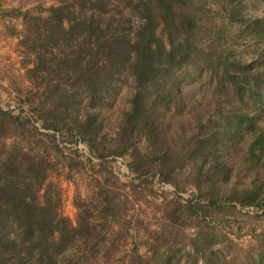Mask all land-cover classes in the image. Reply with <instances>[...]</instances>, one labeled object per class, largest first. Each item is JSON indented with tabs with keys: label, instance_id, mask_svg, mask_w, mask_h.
<instances>
[{
	"label": "trees",
	"instance_id": "obj_1",
	"mask_svg": "<svg viewBox=\"0 0 264 264\" xmlns=\"http://www.w3.org/2000/svg\"><path fill=\"white\" fill-rule=\"evenodd\" d=\"M191 2L59 0L46 16H35L41 30L27 28L21 44L33 57L27 78L37 92L42 89L38 119L54 142L61 135L81 143L88 163L128 156L133 180L180 191L179 172L189 165L184 177L197 188L195 202L188 201L192 212L201 201L261 206L253 171L264 167V14L252 15L243 0H201L240 29L226 46L214 39L200 47ZM251 37L252 50L236 46ZM187 67L198 79L214 78L220 101L215 118L195 120L197 129L179 150L166 139L161 116L165 109L183 113L190 85L181 72ZM125 85L129 106L106 142L102 108ZM223 103L230 105L226 114ZM19 119L0 109V264H94L100 253L110 256L119 247L108 226L118 219L115 193L101 182L95 193H77L73 224L61 211L58 192L46 186L51 161L6 145ZM232 175L236 180L228 186ZM219 183L227 191L220 192ZM78 252L90 258L79 261Z\"/></svg>",
	"mask_w": 264,
	"mask_h": 264
},
{
	"label": "rangeland",
	"instance_id": "obj_2",
	"mask_svg": "<svg viewBox=\"0 0 264 264\" xmlns=\"http://www.w3.org/2000/svg\"><path fill=\"white\" fill-rule=\"evenodd\" d=\"M58 1L0 0V109L20 116L19 124L12 130L13 136L5 140L6 145L43 154L53 164L46 186L58 192L61 211L73 224L77 217L74 207V201L79 199L77 193L80 196L95 193L99 182L115 193L118 219L108 222V226L117 233L118 241L115 242L119 247L106 258L103 253L97 255L94 264H264V202L261 206L245 208L225 201H219V207L201 201L198 210L192 212L188 201L195 202L197 188L186 181L187 176L184 177L189 165L179 172V191L171 184L131 179L126 167L128 156L109 157L102 165L96 161L88 163V153L81 143L74 144L61 135H57L54 142L47 135L51 132L43 129L38 119L44 107L38 103L42 89L37 92L27 78L33 57L21 42L27 28L41 30L42 22L34 17L38 14L46 16L49 7ZM200 1L191 2L200 27L197 42L204 47L219 39L226 46L240 26L216 17L213 8L209 7V11ZM243 2L252 15L264 14V0ZM253 40L252 37L240 39L236 46L250 51L254 47ZM189 68L181 72L184 82L190 85L183 113L174 114L172 109H165L161 116L166 122V139L179 150L185 145L188 133L197 129L195 120L206 122L215 118L217 101H220L214 94V78L198 79ZM129 92L127 85L120 87L102 108L106 142L113 137L122 112L129 106ZM220 108L226 114L230 105L223 103ZM246 147L243 144L239 149ZM253 173L260 181L256 185L259 197H262L264 167H256ZM244 178L248 184L249 175ZM235 180L232 175L227 185H232ZM227 187L220 184V192L227 191ZM247 187L251 188L250 183ZM75 257H79V261L90 258L87 252H78Z\"/></svg>",
	"mask_w": 264,
	"mask_h": 264
}]
</instances>
